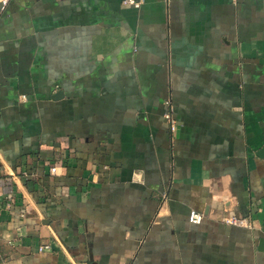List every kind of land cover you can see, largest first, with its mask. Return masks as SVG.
Here are the masks:
<instances>
[{"label": "crops", "instance_id": "1", "mask_svg": "<svg viewBox=\"0 0 264 264\" xmlns=\"http://www.w3.org/2000/svg\"><path fill=\"white\" fill-rule=\"evenodd\" d=\"M0 264H264V0H9Z\"/></svg>", "mask_w": 264, "mask_h": 264}, {"label": "built area", "instance_id": "2", "mask_svg": "<svg viewBox=\"0 0 264 264\" xmlns=\"http://www.w3.org/2000/svg\"><path fill=\"white\" fill-rule=\"evenodd\" d=\"M8 2L9 0H0V16L5 12ZM123 3L138 7L140 5V0H123ZM166 103H167V109H166V112L164 113V118L166 122L168 123L170 132L174 134L177 128V122L175 118L173 117L171 102L167 101ZM57 170H58V167L56 165H52L50 167V172L52 174H56L58 172ZM188 218L191 223L197 224L202 221L203 214L197 210L192 209L189 213ZM222 220L228 224L250 227V222L245 217L236 216V215H230V216L227 215V216H224ZM48 247H49L48 245H42L39 247V250L43 251L44 249H47Z\"/></svg>", "mask_w": 264, "mask_h": 264}]
</instances>
